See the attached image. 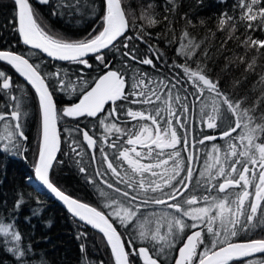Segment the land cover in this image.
<instances>
[{
    "label": "snow or ice",
    "instance_id": "1",
    "mask_svg": "<svg viewBox=\"0 0 264 264\" xmlns=\"http://www.w3.org/2000/svg\"><path fill=\"white\" fill-rule=\"evenodd\" d=\"M12 3L26 51L0 50V64L23 81L0 68V154L27 160L32 96L40 139L26 179L62 202L78 227L100 234L110 264H264V0H234L231 10L196 21L185 13L179 35L178 0L162 5L172 19L159 18L154 0L135 8L127 0ZM36 5L73 23L90 16L91 28L55 31ZM163 21L176 46L170 62L148 30ZM49 61L77 67L49 71ZM64 95L72 102L60 107ZM68 118L76 124L59 128ZM81 118L95 123L81 127ZM58 154L100 200L57 186L52 173L65 163ZM36 197L28 223L42 215ZM30 200L16 192L11 208L0 202V254L10 264H49L46 253L30 255L38 246L19 228ZM80 252L81 264H95L86 244Z\"/></svg>",
    "mask_w": 264,
    "mask_h": 264
},
{
    "label": "trees",
    "instance_id": "2",
    "mask_svg": "<svg viewBox=\"0 0 264 264\" xmlns=\"http://www.w3.org/2000/svg\"><path fill=\"white\" fill-rule=\"evenodd\" d=\"M35 4V0H30ZM135 8L141 2V0H127ZM154 3L158 5L156 11L160 13L159 18L162 19L164 15H169L170 19L173 17L169 13H165L162 5L165 0H154ZM234 0H227L226 3H220L219 0H203L202 3H198V0H178V10L174 17L172 27H174L177 35L181 30L186 27V23L181 17L187 13L188 16L196 21L200 18L207 19L214 17L225 10H231ZM41 14L46 19L47 23L55 31L64 32L68 34L75 33L76 35H83L91 28V17L87 16L83 20L77 19L75 23L72 22V17L67 15L57 16L50 15V6L36 5ZM13 16L14 7L10 0H0V50H14L17 52L26 51V47L22 46L16 36L13 28ZM168 21L157 25L154 28L148 29L153 34L151 43L157 44L160 50L166 54V59L171 61L175 56V45L169 46L167 44V37L165 26ZM194 31H198L194 30ZM159 34V39H157ZM260 36V33H256ZM264 38V37H262ZM143 45L141 48L143 49ZM57 66L68 67L75 69V65H67L66 62L49 61V71H55ZM6 67L8 74L12 76L13 80L22 82L7 66L0 64V68ZM145 71H152L148 66H142ZM159 68L160 65H157ZM59 106L63 107L67 103L72 102L71 98L67 95L58 96ZM28 112L30 113L24 131L28 137L25 146L27 152L24 155L27 156V160L20 157H11L4 154H0V202H6L8 208L12 207L15 200L16 192L28 193L31 200L26 205L18 216L19 228L27 237L28 241H31L34 246V251L30 255L47 254L49 264H81V252L80 245L82 243L87 245V258L98 264L99 261H103L104 264H110L109 251L100 242V236L91 231L90 229H84L82 226H77V223L67 215L60 207L54 204L45 194L40 192L33 181L29 182L26 177L32 176V162L34 159V152L37 146L36 139V127L38 124V114L35 107V101L32 96L29 97ZM4 104L0 103V108H3ZM94 119H80V125L88 126V129L92 128ZM76 124L75 120L71 118L61 121L58 125L59 128H70ZM1 127L2 124H0ZM0 133L1 128H0ZM91 134V133H90ZM76 134L73 133V136ZM62 152H68V141L70 137L62 132ZM82 139V138H81ZM98 155V152H97ZM58 158L65 161V163L54 169L52 178L57 184L67 193L72 194L75 197H79L82 201H98L100 197L97 192L91 187V185L85 184L81 174L69 163V156L58 154ZM87 159V157H85ZM33 188L36 192H39V200L42 206V215L36 218H32L31 223L26 222L25 217L29 215L30 209L35 208L36 192H33ZM91 193V195H90ZM82 231H86L87 236L83 239H78V234ZM0 261L3 264H10V255L0 254ZM38 264V262H34Z\"/></svg>",
    "mask_w": 264,
    "mask_h": 264
},
{
    "label": "water",
    "instance_id": "3",
    "mask_svg": "<svg viewBox=\"0 0 264 264\" xmlns=\"http://www.w3.org/2000/svg\"><path fill=\"white\" fill-rule=\"evenodd\" d=\"M11 2H12V0H10ZM13 4V3H12ZM16 33V32H15ZM16 36H17V39H18V41H19V43L22 45V46H24L21 42H20V38H19V36H18V34L16 33ZM25 47V46H24ZM57 62H59V61H57ZM7 67H9L10 68V66H7ZM11 69V68H10ZM11 71L14 73V70L13 69H11ZM15 74V73H14ZM21 81H22V78L21 77H19L18 76V74H15ZM23 82V81H22ZM30 87V86H29ZM39 131H40V119H39ZM82 138V137H81ZM40 139V138H39ZM32 176H34V172H33V168H32ZM33 181V183L37 186V188H38V190L40 191V192H42L43 194H45L54 204H56L58 207H60L67 215H69L70 217H71V215L67 212V210H66V206H64L63 204H62V202H60V201H58V200H56L55 198H53L51 195H49L45 190H44V188L35 180V179H33L32 180ZM72 218V217H71ZM73 219V218H72ZM88 229H90L91 231H93V232H95V233H97L98 234V232L97 231H95V230H93V229H91V227H88ZM99 236H100V234H98Z\"/></svg>",
    "mask_w": 264,
    "mask_h": 264
},
{
    "label": "rangeland",
    "instance_id": "4",
    "mask_svg": "<svg viewBox=\"0 0 264 264\" xmlns=\"http://www.w3.org/2000/svg\"><path fill=\"white\" fill-rule=\"evenodd\" d=\"M1 132H3V127H1ZM39 138H40V131H39V116H38V124H37V127H36V139H37V143L39 142Z\"/></svg>",
    "mask_w": 264,
    "mask_h": 264
},
{
    "label": "bare ground",
    "instance_id": "5",
    "mask_svg": "<svg viewBox=\"0 0 264 264\" xmlns=\"http://www.w3.org/2000/svg\"><path fill=\"white\" fill-rule=\"evenodd\" d=\"M9 68V67H8Z\"/></svg>",
    "mask_w": 264,
    "mask_h": 264
}]
</instances>
